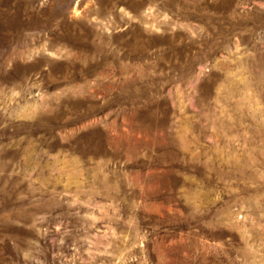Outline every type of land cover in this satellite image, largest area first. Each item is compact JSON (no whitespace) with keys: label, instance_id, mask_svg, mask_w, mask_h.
<instances>
[{"label":"rangeland","instance_id":"1","mask_svg":"<svg viewBox=\"0 0 264 264\" xmlns=\"http://www.w3.org/2000/svg\"><path fill=\"white\" fill-rule=\"evenodd\" d=\"M0 264H264V0H0Z\"/></svg>","mask_w":264,"mask_h":264}]
</instances>
